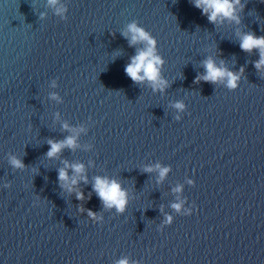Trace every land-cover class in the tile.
Masks as SVG:
<instances>
[{
	"label": "water",
	"instance_id": "obj_1",
	"mask_svg": "<svg viewBox=\"0 0 264 264\" xmlns=\"http://www.w3.org/2000/svg\"><path fill=\"white\" fill-rule=\"evenodd\" d=\"M241 3L239 23H211L193 0H0V264H264V69L239 46L264 36V0ZM133 22L163 90L125 72L144 47L122 35ZM209 58L235 88L197 80ZM65 162L84 165L71 192ZM97 176L127 192L123 212Z\"/></svg>",
	"mask_w": 264,
	"mask_h": 264
},
{
	"label": "clouds",
	"instance_id": "obj_2",
	"mask_svg": "<svg viewBox=\"0 0 264 264\" xmlns=\"http://www.w3.org/2000/svg\"><path fill=\"white\" fill-rule=\"evenodd\" d=\"M58 0H48L50 5H56ZM195 7L201 9L202 13L207 16L209 22L215 23L218 18L221 20L229 19L235 20L237 23L240 22L239 15L237 13V6L240 7V11H243L244 5L241 3V0H193ZM64 9H57V13L63 12ZM126 38H129L130 46L137 43H141L144 47L137 51L136 55L131 57L130 63L126 66L125 72L132 79V81L137 83H142L148 81L151 83L154 89L163 90L167 82L161 76V68L163 65L162 58L157 54L156 43L151 35L137 25V23H130L127 27V30L122 33ZM240 48L246 52H252L257 50L260 56V59L256 61L255 67L260 70L264 69V36H257L255 33L248 32L245 33L240 38ZM205 68V74L198 76L197 80H204L205 82L216 83L221 80L227 81L228 88H235L237 86L236 82L239 80V76L234 74L223 67H219L215 62L209 58L204 61L203 64ZM55 99L56 97L53 96ZM177 109H183L181 103L175 105ZM64 128L67 129L68 125L65 124ZM82 130V129H81ZM48 144L50 145L46 155L49 158L55 157L60 153L65 147L74 148L75 138L73 136L66 137L62 141H53L49 140ZM10 163L15 168H23L25 165L23 161L12 157ZM71 168L75 174H81L84 172L83 164H68L65 162V168L59 169L58 179L63 182L61 187H67L68 191H72V185L77 184L75 178L71 179V184H68L69 180L67 169ZM156 168L159 169V176L162 180L167 172L168 168H161L159 165H156ZM152 168H147L146 171H152ZM83 180L87 183V177L84 176ZM191 184L192 181H189ZM93 191L102 201L104 207L112 208L115 207L118 212H123L127 204V192L122 188L120 183L116 180H110L107 177L97 176L95 178V183L93 185ZM175 192H180L181 187L177 186L174 189ZM77 199L82 200L84 198L82 192H77ZM173 208L177 211H180L181 204H173ZM89 215H94L91 211ZM172 218L168 217V222L171 223ZM118 264H129L128 260L121 259L118 261Z\"/></svg>",
	"mask_w": 264,
	"mask_h": 264
}]
</instances>
